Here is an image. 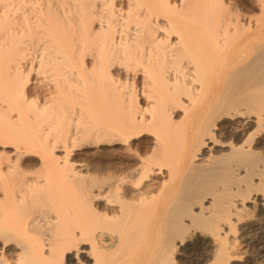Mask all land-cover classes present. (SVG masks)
<instances>
[{
  "label": "bare ground",
  "instance_id": "6f19581e",
  "mask_svg": "<svg viewBox=\"0 0 264 264\" xmlns=\"http://www.w3.org/2000/svg\"><path fill=\"white\" fill-rule=\"evenodd\" d=\"M263 220L264 0H0V264H259Z\"/></svg>",
  "mask_w": 264,
  "mask_h": 264
},
{
  "label": "rangeland",
  "instance_id": "374dc122",
  "mask_svg": "<svg viewBox=\"0 0 264 264\" xmlns=\"http://www.w3.org/2000/svg\"><path fill=\"white\" fill-rule=\"evenodd\" d=\"M96 149H98V150H96ZM91 150V151H90ZM83 151V152H82ZM92 151H93V153H95V154H97L98 152H102L103 151V147H97V148H88V149H84V150H81L79 153L80 154H82V155H85V153H86V155H87V153H89V154H93L92 153ZM97 152V153H96ZM94 164H98V165H101V163H98V162H93ZM257 223V224H256ZM260 224H263L264 225V220L262 221V223L261 222H255L254 224H252V226H251V228L250 229H248L249 227H244V228H242L241 229V232H240V234L244 231V232H246V231H248V235H247V237L245 236V238L244 239H246V240H244V242H243V245L245 246V244L246 245H248V247H249V245H251V244H253L254 242H255V244H260L261 243V241H256V235H255V230H257L256 232L257 233H260V234H262L263 233V231H261V230H259L258 228H259V226H260ZM246 228V229H245ZM250 233V234H249ZM253 233V234H252ZM250 237V238H249ZM247 256V255H246ZM258 259V258H257ZM248 261V263H249V260H247ZM264 258H261L259 261H258V263L259 264H264ZM75 263V262H74Z\"/></svg>",
  "mask_w": 264,
  "mask_h": 264
}]
</instances>
